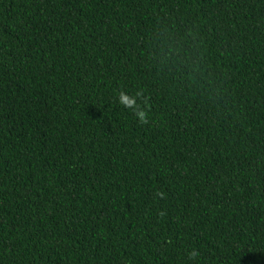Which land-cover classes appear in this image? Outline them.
<instances>
[{"label":"trees","instance_id":"obj_1","mask_svg":"<svg viewBox=\"0 0 264 264\" xmlns=\"http://www.w3.org/2000/svg\"><path fill=\"white\" fill-rule=\"evenodd\" d=\"M0 264H264V0H0Z\"/></svg>","mask_w":264,"mask_h":264},{"label":"clouds","instance_id":"obj_2","mask_svg":"<svg viewBox=\"0 0 264 264\" xmlns=\"http://www.w3.org/2000/svg\"><path fill=\"white\" fill-rule=\"evenodd\" d=\"M138 99L142 100L145 106L147 105V99L144 97L142 90L137 91L134 96H130L123 91L118 94V102L120 105L125 109H131L141 124H147L148 113L145 108H142L141 105L137 103ZM196 255L198 254L191 253L190 257L194 259Z\"/></svg>","mask_w":264,"mask_h":264}]
</instances>
